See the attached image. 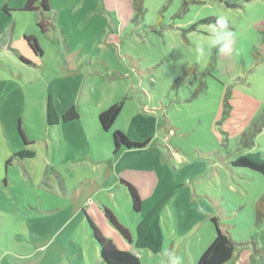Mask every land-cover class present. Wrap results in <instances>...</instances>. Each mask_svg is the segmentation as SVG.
<instances>
[{"label":"rangeland","instance_id":"374dc122","mask_svg":"<svg viewBox=\"0 0 264 264\" xmlns=\"http://www.w3.org/2000/svg\"><path fill=\"white\" fill-rule=\"evenodd\" d=\"M26 2L0 0V157L25 143L45 154L0 168V264H102L89 225L72 216L77 171L49 147L60 131L70 154L85 120L119 102L106 136L118 127L147 142L139 156L145 179L155 171V205L174 192L160 215L163 250L130 254L140 264H195L214 239L211 206L221 229L254 251L264 178L230 162L250 152L264 160V126L252 149L239 144L264 115V0H48V12L25 11ZM49 100L58 115L74 107L82 119L49 129ZM122 187L127 201L116 193L111 214L133 233L141 213ZM105 193L82 192L79 203L103 237H121L96 211Z\"/></svg>","mask_w":264,"mask_h":264},{"label":"crops","instance_id":"0c3cea01","mask_svg":"<svg viewBox=\"0 0 264 264\" xmlns=\"http://www.w3.org/2000/svg\"><path fill=\"white\" fill-rule=\"evenodd\" d=\"M56 114L58 117L57 123L54 126H49L47 124L49 129H54L56 132L60 130L59 128H57L60 125V123L69 124L77 121L79 122L82 119V116L80 115V113H78L79 116L77 120L73 122L64 123L60 121L61 116L58 115L57 112ZM98 115H99L98 113L97 114L93 113V116L90 117V119L85 120L84 128L80 132L78 139L75 142L76 145L73 151L70 152V154L66 155L60 150V140L61 139L63 140L64 138V135L60 131L59 133L57 132V134L59 136V139L60 137L61 139L59 140L58 138H52L51 140V143L56 145L54 146L52 145V147L46 145V148L48 147L52 148V151L51 149H49L51 155L54 154L55 156V154H59L61 156L62 162L64 161L70 162L72 166H74L73 172L77 171L75 175L76 177L74 179L75 187L72 190V196H68L69 199L71 200V203L74 205L73 208L74 214L72 216L77 217L82 215V219L85 220L87 224H88V220H90L91 222L93 221L92 223L95 225L94 220L92 218L95 212L93 210H87L89 205L85 208L87 202H85L84 205L82 202L79 203L80 198L78 197V194H81L83 192L86 195H90V194L93 195L94 192V194L98 195L100 191L106 192L105 198L99 197L95 199L96 211L98 212V214H102L104 216V210H108L111 212L112 207L114 208L117 207L115 202H113L112 206H110L109 204V200L112 199L114 200L115 195L119 196L116 193L121 194L124 197L126 196L122 194V192H120L121 191L120 188L122 187L120 181L122 180L134 187L141 200V209L139 212L141 213V218H140L141 220L144 214L147 212L144 211L145 206L143 200H147L150 202L148 211L155 206V189L157 187V185H155V171L152 173V179L147 177L145 179V174H144L145 168L142 166L141 156H139L142 154L141 152L143 149L141 150L120 149L116 154H114L112 139L106 136L108 132H104L100 128L98 123ZM115 125H116V121L114 123V126ZM114 129L120 131L118 127L117 128L115 127ZM51 137H53V134L51 135ZM34 146L33 144L25 143L24 146L20 145L18 149L13 148L14 150L11 151V154L10 153L7 154L6 157L5 156L0 157V168L2 169L3 164L5 166H8L9 164H12V162L16 163L17 160L19 161L20 165H25V162H23V160L38 158V156L45 154L42 151V149L40 150V155L37 154ZM22 151L32 152L34 156L30 158L17 157L16 155ZM6 177H7V172H6ZM8 181H9L8 178H5L4 183L8 184ZM79 187H81L82 189L80 190ZM0 191H2L3 193L5 190L0 188ZM124 197L123 199L127 201L126 199L127 197L125 198ZM117 202L119 203V200H117ZM215 203L218 202L215 201ZM211 207H207V213H208L207 217L209 218V220L212 217H216L215 211L212 210ZM213 207L216 206L214 205ZM27 211L29 212V214H31L33 212L39 213L40 210H34V211L27 210ZM54 211L55 209L44 210L43 212L44 214H47L48 212L52 213ZM132 212L135 213L133 210ZM140 220L136 224H134L132 231L133 233H131L130 230H127L125 228L128 231L130 237V240L127 241V244L125 243L126 240L123 239L122 237L114 236L109 238L111 242L114 243L115 246L117 243L118 245H120V247L122 248L120 249V251L123 250L129 253H133V252L138 253V251H136L137 249L135 248V228L137 224L140 222ZM160 227L163 233L161 218H160ZM261 234L262 235L258 237V241L254 244V248H253L254 251H252L249 246L245 247V246L237 245L235 246L231 259L226 264H260L259 259L258 258L255 259L254 253L256 256H258L260 254L261 249H264V244H263L264 232ZM141 250H145V249H141ZM262 254L264 253L262 252Z\"/></svg>","mask_w":264,"mask_h":264},{"label":"trees","instance_id":"16d2710c","mask_svg":"<svg viewBox=\"0 0 264 264\" xmlns=\"http://www.w3.org/2000/svg\"><path fill=\"white\" fill-rule=\"evenodd\" d=\"M135 7H138L134 3ZM5 12V8H3ZM25 11H49L48 0H27ZM27 45L33 49L38 50L37 44L32 38H25ZM123 108V103L119 102L111 105L107 110L98 115V123L104 132H109L116 119L120 115ZM47 119L49 126H54L58 117L51 101L47 102ZM79 114L74 107L69 108L64 112L60 121L64 123L73 122L77 120ZM264 126V115L259 116L253 120L251 126L241 134L240 148L252 149L254 147V139L261 132ZM113 153L116 154L120 149H140L147 144L131 143L126 136L115 130L111 135ZM21 158H30L34 154L29 151H22L16 155ZM230 165L232 168L248 169L250 171L260 174L264 178V160L258 152H250L244 155H239L234 158ZM120 183L127 189L132 210L139 213L141 209V200L129 183L120 181ZM174 192L168 193L162 200H160L154 207H152L141 219L135 228V248L138 250L145 249L153 254H158L162 251L164 236L160 227V215L166 203L173 196ZM104 217L117 230L123 239L130 240L128 231L117 223L110 211L104 210ZM214 227V239L207 249L198 257L195 264H226L232 257L235 246L237 245L229 236L227 232L221 229L217 217L210 219ZM88 225L91 232V237L99 248V256L103 264H140L138 259L132 254L125 251L118 250L114 244L107 238L103 237L96 226L88 220ZM264 226V198H261L256 206L255 227L260 228Z\"/></svg>","mask_w":264,"mask_h":264}]
</instances>
